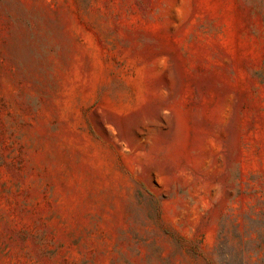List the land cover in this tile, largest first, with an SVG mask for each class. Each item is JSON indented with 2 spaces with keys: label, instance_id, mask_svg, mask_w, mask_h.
<instances>
[{
  "label": "rangeland",
  "instance_id": "1",
  "mask_svg": "<svg viewBox=\"0 0 264 264\" xmlns=\"http://www.w3.org/2000/svg\"><path fill=\"white\" fill-rule=\"evenodd\" d=\"M0 264H264V0H0Z\"/></svg>",
  "mask_w": 264,
  "mask_h": 264
}]
</instances>
